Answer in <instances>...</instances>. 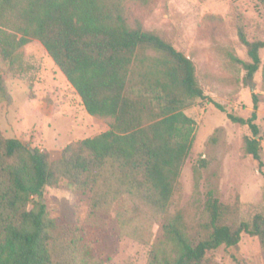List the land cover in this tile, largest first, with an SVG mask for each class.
<instances>
[{
	"label": "trees",
	"instance_id": "trees-1",
	"mask_svg": "<svg viewBox=\"0 0 264 264\" xmlns=\"http://www.w3.org/2000/svg\"><path fill=\"white\" fill-rule=\"evenodd\" d=\"M146 6L149 0H135ZM264 6V0H260ZM124 0H0V65L27 70L24 46L37 39L80 95L87 112L109 128L69 143L61 157L7 137L0 127V264H105L87 239L86 226L51 217L46 187L93 193L88 218L109 206L116 180L140 203L163 211L170 202L195 140L196 120L185 110L207 98L192 58L146 30ZM212 17H215L214 15ZM132 19L134 23H131ZM250 61L236 58L252 77L261 67L264 38L250 40L238 20ZM152 50L154 54H147ZM4 75L0 102L12 103ZM244 150L262 168L258 94ZM222 111L226 108L215 102ZM227 112V111H226ZM38 197V199H35ZM33 206L30 207V204ZM208 222L192 231L177 216L163 226L147 264H221L208 251L235 246L243 234L257 236L264 257V213L234 222L230 206L209 192Z\"/></svg>",
	"mask_w": 264,
	"mask_h": 264
},
{
	"label": "rangeland",
	"instance_id": "rangeland-1",
	"mask_svg": "<svg viewBox=\"0 0 264 264\" xmlns=\"http://www.w3.org/2000/svg\"><path fill=\"white\" fill-rule=\"evenodd\" d=\"M123 3L128 15L134 12L146 30L192 58L207 95L196 98L185 110L196 120L195 140L174 194L160 211L140 203L114 180L107 190L111 204L90 218L91 191L48 186L42 197L51 217L86 226L87 239L95 255L107 260L105 264H147L165 223L179 216L196 231L209 221V192L230 206L229 216L236 223L264 213V139L261 168L244 150L245 136L252 135L250 127L228 117L233 113L249 118L256 93V122L264 133V48L261 67L252 77L236 60H251L238 35V20L244 21L250 40L264 38V6L260 0H149L146 6L135 0ZM23 50L27 70L13 73L0 65V76H5L13 96L12 103L0 102V127L7 137L19 139L33 150L48 149L51 157L58 159L69 143L109 128L106 119L87 112L80 95L40 41L33 39ZM208 255L221 264H264L259 238L247 233L239 244L223 245Z\"/></svg>",
	"mask_w": 264,
	"mask_h": 264
},
{
	"label": "water",
	"instance_id": "water-1",
	"mask_svg": "<svg viewBox=\"0 0 264 264\" xmlns=\"http://www.w3.org/2000/svg\"><path fill=\"white\" fill-rule=\"evenodd\" d=\"M255 86H256V83L253 82L252 85H251L253 91L255 90ZM31 150L33 151V153H35V151L33 149H31Z\"/></svg>",
	"mask_w": 264,
	"mask_h": 264
}]
</instances>
